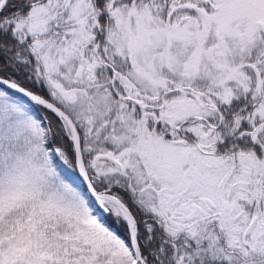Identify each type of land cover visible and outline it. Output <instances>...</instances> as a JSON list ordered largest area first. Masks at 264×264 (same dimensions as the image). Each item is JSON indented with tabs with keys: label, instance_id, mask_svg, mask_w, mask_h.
Segmentation results:
<instances>
[{
	"label": "snow or ice",
	"instance_id": "6c2138e0",
	"mask_svg": "<svg viewBox=\"0 0 264 264\" xmlns=\"http://www.w3.org/2000/svg\"><path fill=\"white\" fill-rule=\"evenodd\" d=\"M0 264H264V0H0Z\"/></svg>",
	"mask_w": 264,
	"mask_h": 264
}]
</instances>
